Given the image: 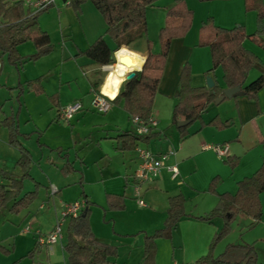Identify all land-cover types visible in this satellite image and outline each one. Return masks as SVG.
<instances>
[{
  "label": "crops",
  "instance_id": "obj_1",
  "mask_svg": "<svg viewBox=\"0 0 264 264\" xmlns=\"http://www.w3.org/2000/svg\"><path fill=\"white\" fill-rule=\"evenodd\" d=\"M175 1L170 0L168 4H159L157 1L155 5L151 6L150 8H157L158 12L156 15L152 13L151 18L150 16L148 18V13L146 14L147 29L151 21L154 25L156 24L159 31L165 22L166 10L173 6ZM88 2H84L80 7V11L76 13L68 5L67 0L65 2L62 0L63 4L54 3L38 17L40 27L49 34L54 46L50 54L35 61L38 65L35 68L36 74L34 78L41 77V86L44 91L37 94L46 96L51 107L53 106L56 109V113H58V109L74 101H80L82 109L85 101L87 102V107L92 106L93 108L92 102L96 94L100 91L105 93L112 90L110 85L104 87L109 75L119 78L116 74L123 67L127 69H133L134 67V65L125 66L120 62H116L110 65L112 66L111 71L109 69L104 70L88 57L78 55L79 51L86 49L105 31V22L100 12L93 5L95 11L88 5ZM204 2H208L210 4L209 7L211 6L210 10L208 9V16L213 18L216 25L224 28H231L232 24L229 23L239 22V18H233L234 20L229 17L220 18L216 9H221L224 13L233 11L243 13V10H245L244 0H212ZM25 7L30 11L27 5ZM194 14L187 33L184 36L173 38L170 42L164 69L152 102L151 118L156 120L157 124L152 130L150 138L135 140L134 148L130 150H117L115 136L121 131H133L134 124L128 113L123 109L122 103L112 104L109 111L101 113L106 115L103 116L105 121L100 124L103 129L100 138L105 140L103 142L110 138L114 156H121L119 171L115 177L120 181V184L108 183L110 187L106 189V194L123 195L126 207L121 212H125L132 205L129 202L126 204L128 196L125 191L127 186L131 187V197L135 200L133 204L138 206V214H140L137 223L140 227L139 231H143L145 235L152 233L154 229L162 227L160 225L163 224L167 215L169 197L182 194L185 198V212L187 215L183 216L176 224L170 238H159L156 240L155 264H195L198 258L207 254L214 235L220 229L219 224L214 220L211 222L198 220L193 215H200V211L207 213L217 203V194L224 192L234 193L237 189L238 181L244 177L251 176L260 167L263 157V147L260 141L264 139V87L259 91L256 99L240 95L224 98L218 104H210L202 114V121H195L190 124L185 136H182L178 129L181 126L171 122L172 110L178 97L179 76L184 63L188 62L190 64V84L192 87L207 86L206 78L210 77L214 83L217 82L225 88L221 78L223 72L220 68L207 73L212 67L210 49L207 46L198 44L200 26L205 19L202 17L195 20ZM246 33L248 32L246 31ZM261 38L264 40V34L261 35ZM106 40L112 46V41L107 39V37ZM137 40L125 46L130 50V53L147 56V45L144 46ZM243 45L254 53L264 65V48L257 46L255 42L249 39L244 40ZM34 51L35 47L30 41L18 46V52L23 56L32 54ZM126 54L134 57L137 63L135 55ZM3 57L0 58L1 66ZM129 72H126L125 75ZM100 73L104 74L101 75ZM251 74H254L252 77L256 78L260 71L257 68L251 69L248 72L246 81ZM22 75L17 77L15 87L20 82L33 79H26ZM65 88L72 92L70 96L64 94ZM82 89L84 92L81 91ZM56 116L50 121L49 126L58 121ZM211 120L215 121L210 122ZM112 127L115 130V135L104 134L105 130L112 129ZM217 144L228 146L226 156L220 157L212 149L208 148L210 145ZM137 146L146 147L155 154L174 152L166 160L165 167L161 169L159 175L142 185L141 198L143 197L146 203L145 206H139L136 203V194L132 186L133 173L138 166ZM56 149L66 159L64 164L69 162V151H63L61 148ZM106 154L108 155L109 153L106 152ZM234 161H236V164L231 168L230 163ZM169 165H176L178 168V175L175 178L171 177V173L166 167ZM214 178L217 180L215 193H212L209 187L211 180ZM51 187L56 188L54 194H62V191L56 185L52 184L49 190ZM112 187L116 188L112 189ZM83 195V201L92 202L87 194L83 192ZM201 196H206L207 202L203 203L201 207L198 206V202L192 204L193 211H186L187 199L199 201ZM74 200H64L61 202L59 210L54 209L53 216L50 214L48 217L50 220H46L47 225L46 230L43 232L44 234L52 230L63 208V204ZM148 205H151L150 209H147ZM39 208L41 210L43 208L42 205ZM32 215L31 212H28L24 214L22 219ZM20 223L18 222L17 225L8 222L4 224L0 230V238L13 237L20 229ZM65 224L67 225V221ZM20 230L24 234L27 233L23 231V228ZM92 231L96 238L102 239L94 232L93 228ZM119 231L122 232V230ZM127 231L126 233H129L131 230ZM36 232L40 233L41 231L37 230L32 233L33 242L28 254L31 253L30 255L32 256L35 252L39 256L43 254L45 264H65L66 256L63 251L64 233L61 241L49 251L45 246L37 245L36 235L38 233L36 234ZM22 242H26L27 247H29V239L25 238V240H22L21 238L20 240L19 236L15 238V246L18 243L22 244ZM115 243H119L118 245L124 244L125 246L119 248L120 255L117 258H112L108 264L142 263V236L135 242L118 240ZM217 247L218 243L215 245L214 251ZM4 251L8 252V250Z\"/></svg>",
  "mask_w": 264,
  "mask_h": 264
},
{
  "label": "trees",
  "instance_id": "obj_2",
  "mask_svg": "<svg viewBox=\"0 0 264 264\" xmlns=\"http://www.w3.org/2000/svg\"><path fill=\"white\" fill-rule=\"evenodd\" d=\"M91 2L100 12L105 22L104 34L96 38L86 49L79 51L91 59L98 67L114 64V52L121 45H130L133 41L147 33V9L158 0H67L72 9L78 13L84 2ZM212 1V0H200ZM246 11H255L257 14V29L253 33H246L244 26L224 28L216 25L212 17L202 21L200 26V46L210 49L212 67L211 72L218 67L222 68V81L225 87L239 85L243 95L256 99L259 91L264 87V65L259 58L246 49L244 40L249 39L264 48L262 35V21L264 19L263 0H244ZM49 8V7H48ZM43 11L32 14L25 7L24 0H0V58L5 56L9 64L18 71H23L27 61L35 62L53 51L49 34L40 27L38 17ZM193 11L184 0H176L174 5L166 10V19L159 29L158 38L160 50L153 52L151 41L147 39V60L142 71H135L134 75L126 79L120 86V94L113 104L122 103L123 109L130 118L139 116L145 121L151 117V107L157 86L162 75L168 55L170 42L173 38L184 36L192 22ZM106 37L112 41L107 43ZM32 42L35 51L29 55H20L18 46L24 42ZM1 68V65H0ZM257 68L260 74L249 83H246L248 72ZM191 67L188 62L181 68L178 97L172 110L171 122L177 125L179 121H189L188 125L178 129L182 136L187 134V128L195 121H202V114L217 96L222 94L223 87L217 82L212 87H192L190 84ZM18 97L25 91L43 93L41 77L18 83L15 87ZM95 90V88L93 87ZM58 109V113H59ZM56 120H59V116ZM211 120L210 122H214ZM3 125L9 134V142L14 144L19 133L15 116L5 118ZM137 135L133 131H121L115 136L117 150H130L134 148L135 140L148 139ZM263 147V157L260 167L248 177L237 183L234 193L224 192L217 194L216 205L207 213L193 215L194 218L211 222L215 217H222L224 225L214 235L207 254L198 258L195 264H260L256 258L253 245L248 243L227 244L222 252L214 254L215 245L229 231V225L234 218L244 213L252 218V223L262 219L263 208L260 194L264 191V139L260 141ZM20 156L16 166L21 168L19 178H9V183L0 182V213L8 208L11 212H18L27 208L36 196L37 190L22 192L23 179L30 176V154L28 150L19 147ZM236 161L231 162V168ZM73 167L66 162L61 170L69 172ZM4 177L6 173L2 172ZM216 178L210 182L209 190L215 193ZM107 208L109 210L124 209V196L119 194H106ZM89 201L76 216L68 219L65 229L63 251L66 256L65 264H108L118 254L117 246L101 241L94 235L90 221ZM167 215L163 226L150 234L144 235L143 260L141 264H155L156 240L170 238L172 231L179 220L186 216L185 198L182 194L169 197ZM31 254V253H30ZM186 264V263H181Z\"/></svg>",
  "mask_w": 264,
  "mask_h": 264
},
{
  "label": "rangeland",
  "instance_id": "obj_3",
  "mask_svg": "<svg viewBox=\"0 0 264 264\" xmlns=\"http://www.w3.org/2000/svg\"><path fill=\"white\" fill-rule=\"evenodd\" d=\"M168 2L170 0H158L159 4H168ZM59 3H62V0L55 2V4ZM185 3L193 11V14L195 13V20L196 18L204 17V19H207L210 17L208 16V9L211 6L209 7L210 4L208 2L186 0ZM88 5L95 10L92 3L88 2ZM157 12V8L149 7L148 18L149 16L151 18L152 13L156 15ZM216 12L220 18L229 17L231 20L239 18V22L229 23L232 24L231 28L242 25L245 31L249 33L254 32L258 27L255 11L243 10V13L237 11L224 13L223 10L216 9ZM158 33L156 24L154 25L150 21L146 35L137 40V42L145 46L147 45V39H149L152 50L158 52L160 50ZM262 34H264L263 21ZM107 39L109 38L107 37ZM51 43L54 46L52 41ZM255 44L260 46L256 42ZM114 63H116V59ZM24 65V71H18L15 66L8 63L5 57L2 58V66L0 68V182L9 183V178L13 179L21 176V168L16 166V161L20 156L19 147L22 146L30 154V176L23 179L22 192L36 189L37 193L27 208L20 209L18 212H11L8 208L2 209L0 213V230L7 222L17 225L20 221V229L29 222L31 230L24 234L18 229V232L13 237L0 238V264H45L43 254H40V256L37 252L33 256L28 254L33 242L32 233L40 230V234L44 235L43 232L46 230L47 225L46 220H50L48 218L50 214L53 216L54 209L59 210L61 202L64 200L82 199L84 196L83 192L92 201L89 203L91 228L102 238L101 240L117 246L118 254L115 257L117 258L120 255L119 248H123L125 245H118L119 243L115 242H118V240L135 242L141 236L144 240V232L139 231L140 227L137 225L140 214H138V206L133 204L135 200L131 197V187L127 186L125 190L128 196L126 204L128 202L132 204L129 210L121 212L122 209L109 210L107 208L106 189L110 187L108 183L120 184V181L115 177L119 171L121 156H114L110 138H107L106 142H103L105 140L100 138L103 130L100 124L105 121L103 116L106 114L97 112L92 106L87 107V102L85 101L83 109L75 113L72 119L63 120L59 118L58 121L49 126L50 121L57 113L55 112L56 109L53 106L51 107L48 98L33 91H25L18 97V90L14 88L19 75L23 74L22 76L29 79L34 78L36 74L35 68L38 65L36 62L27 61ZM218 68L222 70L221 67ZM100 74L103 75L104 73ZM252 76L254 74L249 75L246 83L255 79ZM81 91L84 92L83 89ZM64 94L70 96L72 92L65 88ZM13 116H15L18 124L19 133L17 141L11 144L8 130L3 125V120ZM106 133L112 136L115 135V130L112 127V129L105 130L104 134ZM42 143L44 144L41 145ZM56 148L69 151L68 160L73 168L67 173L61 170L66 159ZM106 152L109 154L107 155ZM2 172L6 173L7 177H4ZM52 184L56 185L62 191V194L52 195L51 188L49 190ZM115 188L112 187V189ZM205 197L201 196L199 201L187 199L186 211H193L192 204L197 202L198 206H203V203L207 202ZM260 200L263 208L262 219L258 223H252V218L248 215L244 213L238 214L230 222L229 231L218 242V247L214 254L222 252L227 244L248 243L253 245L258 262L264 264V191L260 194ZM40 205L43 207L41 210L39 208ZM148 206L147 209H150L151 205ZM28 212L33 215L22 219L24 214ZM200 212V214H204V211ZM213 220L222 229L224 219L215 217ZM160 226H163V224ZM14 227L17 229L16 226ZM119 230H122V232ZM127 230L131 231L126 233L128 232ZM63 233L65 238V226H63ZM17 236L20 237V240L21 238L22 240H25V238L29 239V247H27L26 242L18 243L15 246V238ZM14 247L16 248L14 249ZM3 249L8 250V252Z\"/></svg>",
  "mask_w": 264,
  "mask_h": 264
},
{
  "label": "built area",
  "instance_id": "obj_4",
  "mask_svg": "<svg viewBox=\"0 0 264 264\" xmlns=\"http://www.w3.org/2000/svg\"><path fill=\"white\" fill-rule=\"evenodd\" d=\"M56 0H24L25 5H27L32 14L38 13L45 10L46 8L52 6ZM110 65L102 66V69L108 70ZM93 108L99 113H106L112 106V100L109 99L108 95H105L102 91L96 94L92 102ZM82 109V104L80 101L71 102L60 108L58 116L63 120L72 119L75 113ZM134 124V130L137 135L146 136L152 132L155 128L157 122L156 120L149 118L145 121L139 116H133L131 118ZM208 148L212 149L218 156L224 157L227 154V145H210ZM138 166L133 173V189L136 194V203L139 206H145V201L141 198V187L143 184L149 182L150 180L157 177L163 167H165V162L170 155L174 152L169 151L167 153L155 154L151 150L143 146L136 147ZM168 171L171 173V177L175 178L178 175V168L176 165L166 166ZM56 192L55 187H51V194ZM85 206V201L74 200L63 204V208L60 212L58 219L55 222L52 230L47 234L36 235V243L38 246H45L47 250L51 251L63 237V226L65 222L76 217ZM31 230V225L28 223L23 227V231L28 232Z\"/></svg>",
  "mask_w": 264,
  "mask_h": 264
},
{
  "label": "clouds",
  "instance_id": "obj_5",
  "mask_svg": "<svg viewBox=\"0 0 264 264\" xmlns=\"http://www.w3.org/2000/svg\"><path fill=\"white\" fill-rule=\"evenodd\" d=\"M126 53L135 55L137 58V63L134 64L133 69H121L116 75L119 78H114L111 74L106 80L105 86L108 87L109 85L111 86L112 90L111 92H105V95H108L110 100H115L116 97L120 94V85L125 82L127 79L126 77V72L128 71H142L143 70V65L147 60L146 56H141L138 53H130V50L127 48L125 45H121V47L113 54V56L117 59L119 57L125 55Z\"/></svg>",
  "mask_w": 264,
  "mask_h": 264
},
{
  "label": "water",
  "instance_id": "obj_6",
  "mask_svg": "<svg viewBox=\"0 0 264 264\" xmlns=\"http://www.w3.org/2000/svg\"><path fill=\"white\" fill-rule=\"evenodd\" d=\"M64 2L66 0H63ZM117 61V58H115ZM127 60V57H122L120 60V63H125L124 61ZM135 71H130L126 77L127 79H129L130 77H132L134 75ZM206 84L207 87H212L214 85L213 80L210 77L206 78ZM243 95V91L241 90V87L239 85L234 86V87H225L222 89V94L217 96L214 100V103L218 104L219 102H221L224 98H231V97H236V96H240ZM189 123V121H179L177 123V126H184L187 125Z\"/></svg>",
  "mask_w": 264,
  "mask_h": 264
},
{
  "label": "bare ground",
  "instance_id": "obj_7",
  "mask_svg": "<svg viewBox=\"0 0 264 264\" xmlns=\"http://www.w3.org/2000/svg\"><path fill=\"white\" fill-rule=\"evenodd\" d=\"M115 52H116V51H115ZM115 52H114V53H115ZM122 57H127V60H125V61H124L125 63H123V65H125V66H131V65H134V64L136 63L135 58L132 57V56H130V55H127V54H125V55L119 57V59H117L116 62H120V60H121ZM122 69H127V68L123 67ZM111 70H112V66L109 67V71H111Z\"/></svg>",
  "mask_w": 264,
  "mask_h": 264
}]
</instances>
